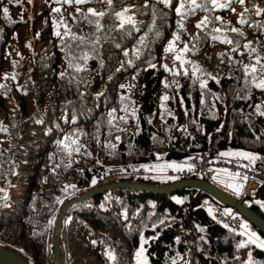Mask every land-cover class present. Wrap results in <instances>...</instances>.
I'll return each mask as SVG.
<instances>
[{
  "label": "trees",
  "instance_id": "1",
  "mask_svg": "<svg viewBox=\"0 0 264 264\" xmlns=\"http://www.w3.org/2000/svg\"><path fill=\"white\" fill-rule=\"evenodd\" d=\"M261 1L49 0L48 7L35 6V19L22 11L19 18L6 17L0 8V79L8 38L21 40L23 34L26 45L13 62V79L0 82V110L14 103L12 114L0 118V130L10 137L8 146L0 142L1 151L7 150L0 160V246L25 264H41L52 252L61 206L95 179L102 186L112 169L185 162L202 154L223 158L230 150L257 156L233 160L264 163V88L256 86L264 76L245 75V65H255L257 56L264 62ZM186 5L194 21L185 30L193 36L184 51L168 38L172 13ZM118 13H124L123 22ZM241 14L244 24L237 23ZM205 17L207 27L198 29ZM222 39L233 41L229 49ZM249 42L254 52L244 47ZM115 139L108 158L100 147ZM221 175L204 182L215 183ZM253 197L264 199V186L249 190L240 202L246 206L243 201ZM250 203L246 207L264 221L259 203ZM216 207L242 217L196 188L171 195L102 191L66 210L65 263L264 264V235L243 217L254 240L226 229L209 215ZM28 242L30 252L18 245Z\"/></svg>",
  "mask_w": 264,
  "mask_h": 264
},
{
  "label": "rangeland",
  "instance_id": "2",
  "mask_svg": "<svg viewBox=\"0 0 264 264\" xmlns=\"http://www.w3.org/2000/svg\"><path fill=\"white\" fill-rule=\"evenodd\" d=\"M50 4L49 0H31V2H29V0H0V8L4 9L7 8L8 9V14L6 17H21V11L24 14H27V17L29 19H35L34 18V9L35 6L37 7V10L42 9L43 7H48ZM140 3H138L139 5ZM181 4V3H180ZM260 4L264 5V1H261ZM44 5V6H43ZM182 5V4H181ZM179 6V5H178ZM189 5L183 6L182 10L179 12H175L172 13L174 14L172 19H169V23L172 25V27L170 26V37L168 38V42L172 41L176 46H189L192 43V39H189V37L193 36V31L190 30L185 31L188 29L189 25L194 21V18L192 17V15L187 14L188 11L186 10L188 8ZM57 7H54L53 9H56ZM61 9V8H59ZM175 20L176 24L173 23V20ZM228 19H224L223 22H227ZM217 22H221V21H217ZM22 32H26V29H24ZM180 35H185V37H181ZM228 39H222V44L229 49L230 44L229 43H225L223 41H226ZM8 48L6 49L5 54H3V72H2V77L0 79V82L2 84H6V82L8 80H12L13 79V71H12V66H13V62L17 61L19 56L23 55L24 51H26V45L24 44V40H23V34H22V38L20 40V38H18L16 35H11L8 38ZM172 45V43H171ZM232 46V45H231ZM215 54V52H213ZM222 53V50H219L216 55L218 57L217 63L220 64L222 63V59H219L220 54ZM154 61V60H153ZM152 62V61H150ZM218 73V72H217ZM12 74V75H11ZM14 83V81H13ZM14 109V103L13 102H8V104L6 105V110H0V118L1 119H5L6 115L12 114ZM96 139V137H95ZM10 141V137L8 139V137L6 136L5 132L3 130H0V142L4 145V146H8ZM116 143V139L112 140L111 143L109 145H104L103 147H100V150L103 151L104 155L106 157H111L112 154L115 152V145ZM73 146V145H72ZM72 146L70 147V151H72ZM7 150H4L3 152L0 149V160L4 159L3 154L6 152ZM100 151V156H101V152ZM234 150H230L228 152H225V156H228V154L230 152H232ZM237 151V150H236ZM237 152H241V151H237ZM90 157V156H89ZM231 157V156H229ZM91 159H93L92 157H90ZM241 158V157H240ZM94 160V159H93ZM161 162H157L154 164H150V165H145V166H140V170L144 173L145 175V182L152 178L154 181H157L160 183L169 181L170 183L176 182V181H181V180H170V178L167 176V174L169 173L168 170H166V173L163 174V170H161L160 166H161ZM94 164H96V161L94 160ZM113 166H119V165H114ZM122 169V168H121ZM156 169V170H155ZM125 182L122 179L119 180H115V179H111L109 180V182L105 183L104 185H110L112 183H122ZM258 183H262L260 181H257ZM231 184L236 186V183L234 182L233 178H230V182ZM98 184V181L95 179L93 180L88 186H95ZM145 185H150L147 183H144ZM211 184H213L215 186V184L213 182H211ZM249 185L252 186L251 183H248ZM217 188H219L216 185ZM220 189V188H219ZM222 190V189H220ZM224 191V190H222ZM226 192V191H224ZM227 194L231 195L234 199L239 200L238 198H235L234 195L226 192ZM238 197H240V194L238 195ZM246 206H249L252 203H263L264 199H259V198H251V199H246ZM210 215V213H209ZM245 236H247L249 239L254 240L253 236L249 233V232H245ZM246 243V241H244ZM31 242H28V244L23 245L18 243L19 246L24 247L26 252H30V247H31ZM143 243H141L138 246L137 252L141 251V249L143 250ZM143 252V251H142ZM19 254V253H18ZM20 256H22L23 258H25L23 255L19 254ZM137 260H139V257L137 258ZM65 261V260H64ZM48 262V263H47ZM52 264V252L50 253V255L48 256V258H43L42 259V263L41 264Z\"/></svg>",
  "mask_w": 264,
  "mask_h": 264
},
{
  "label": "water",
  "instance_id": "3",
  "mask_svg": "<svg viewBox=\"0 0 264 264\" xmlns=\"http://www.w3.org/2000/svg\"><path fill=\"white\" fill-rule=\"evenodd\" d=\"M115 188L147 191L155 195H171L183 188H196L207 193L210 197L219 201L224 206L236 210L245 220L253 224L258 229V231L264 235V221L250 208L242 204L240 200L234 199L231 195L220 190L213 184L206 183L198 179L181 180L165 185H145L137 182L112 183L110 185L99 186L96 189L89 190L83 194H80L77 197L70 199L61 206L59 212L56 215L54 228H53L52 264H66L64 261L65 254L62 250V242H61L62 224L66 210L77 202L86 200L95 194L101 193L102 191L115 189ZM0 264H25V263L13 252L0 246Z\"/></svg>",
  "mask_w": 264,
  "mask_h": 264
},
{
  "label": "built area",
  "instance_id": "4",
  "mask_svg": "<svg viewBox=\"0 0 264 264\" xmlns=\"http://www.w3.org/2000/svg\"><path fill=\"white\" fill-rule=\"evenodd\" d=\"M225 173L239 174L241 178L247 177V181L257 180L264 183V163L250 165L228 157L211 159L203 154L188 159L182 167L169 172L167 176L170 180H189L199 178L202 181H211L216 175ZM127 177H139L142 179V182L145 181L144 173L138 168L131 169L128 172L116 168L108 171L102 183L105 184L111 179L119 180ZM97 185L90 186L86 190H83L82 193L96 187ZM210 214L216 222L222 224L226 229L235 233L243 232L244 227H242V225L245 226L244 220L237 215L235 211H228L216 207L210 209Z\"/></svg>",
  "mask_w": 264,
  "mask_h": 264
},
{
  "label": "snow or ice",
  "instance_id": "5",
  "mask_svg": "<svg viewBox=\"0 0 264 264\" xmlns=\"http://www.w3.org/2000/svg\"><path fill=\"white\" fill-rule=\"evenodd\" d=\"M29 2H31V0H29ZM64 2H65V3H69L70 0H64ZM75 2H76L77 4H81V3H84L85 0H75ZM195 2H196V0H193V3H195ZM237 2L240 3V4H244V3H245V0H237ZM108 3L111 4V0H108ZM213 3H215V0H213ZM53 11H54V12H59L60 9H59V8H56V9H53ZM233 11H234V9H233ZM3 12H4V14L7 16V14H8V9H7V8H4V9H3ZM178 12H179V10H178ZM259 12H260V10L257 9V13H258V14H259ZM89 13L92 14V15H97V16H103V15H104L103 12H99V13H97V12H95V10H93V9H89ZM117 16L120 17V18L122 19V22H123V16H124V13H118ZM129 19H130V18H129ZM216 19L219 20L220 17H217ZM207 20H208V18L205 17L203 20H201V21L196 25V27H197L198 29H200L202 26H203V27H207ZM237 23H239V24H244V23H245V21H244V19H243V14H241V19H239V20L237 21ZM97 27L99 28V25H97ZM213 31H215V32H220L221 29H220V28H216V29H213ZM231 31H232L233 33H238V34H239V29H237V28H232ZM57 35H59V33H57ZM223 42H225V43H229V44L233 43L232 40H226V41H223ZM171 47H172V45H171V43H170V44H169V47L166 48V51H168ZM244 47H245L246 49H250V51H253V52L255 51V49H252V48H251V42H249L248 44H245ZM187 48H188V46L185 45V49H184V51H187ZM236 50H237L236 48H233V49H232V51H236ZM125 55H128V53L126 52ZM177 59H179V57H177ZM256 65H259V66H260L261 71L258 72V69H257ZM182 66H183V62H182ZM153 67H154V65H153ZM165 68H166V70H168V69H167V66H165ZM197 71H199V69L196 68V67H194V72H193V74L195 75V73H196ZM186 74H187V72H186ZM245 75H246V76L252 75V76L257 77V78H259V77H261V76H264V62L261 61V58H260V57L257 56V57L255 58V65H252V66L245 65ZM256 86H257V87H260V88H264V79H259V82L257 83ZM121 87H123V86H121ZM165 87H168V85L165 84ZM200 87H201V88L205 87L204 83H201V84H200ZM162 99H163V100H167L168 97L165 96V97H163ZM121 119H123V117H121ZM117 139H119V138H117ZM72 143L74 144L75 141H72ZM221 155L223 156V155H226V154H225V153H221ZM236 155H238V156H240V157H242V158H246V159H248L249 161H254V160L256 159L255 156H252V155H249V154H246V153H237ZM241 166H244V165H241ZM169 167L175 168L176 166H175V165H169ZM245 167H246V166H245ZM236 175H239V174H236ZM243 179L246 180L247 177H243ZM227 186H228V187H233L232 184H228ZM234 190H235V189H234ZM242 227H246V226H243V225H242ZM262 246H264V245H262ZM142 251H143V250L141 249V251H138L136 255H137L138 257L141 256V255H142Z\"/></svg>",
  "mask_w": 264,
  "mask_h": 264
},
{
  "label": "crops",
  "instance_id": "6",
  "mask_svg": "<svg viewBox=\"0 0 264 264\" xmlns=\"http://www.w3.org/2000/svg\"><path fill=\"white\" fill-rule=\"evenodd\" d=\"M237 153H245V152L232 151V152H230L228 154V156H231L232 158L240 157V156L236 155ZM246 154H248V153H246ZM255 157H257V156L255 155ZM243 159L248 160L246 158H243ZM169 165H175L176 167L172 168V167H169ZM182 165H183V161H181V162H162L161 166H160L161 167L160 169L163 170V174H165L166 170H168L169 172L175 171L178 168L182 167ZM221 176H224V177L218 178V180H216L215 186L217 185L220 189H222V190L234 195L235 198H238V195L240 194V193H238L240 191V186L242 188H244V186L246 184L245 183L244 184L243 183L240 184L239 179L235 178V177H232V176H226L225 174L221 175ZM230 178L234 179V182L236 183V186L233 185V184H232L233 187H228L227 186L228 184H231V183H229L230 182ZM248 183L252 184V186L248 184V192H249V190H256L258 187L264 186L263 182L262 183H258L257 180L249 181ZM259 206L262 208V210H264V202L260 203Z\"/></svg>",
  "mask_w": 264,
  "mask_h": 264
},
{
  "label": "bare ground",
  "instance_id": "7",
  "mask_svg": "<svg viewBox=\"0 0 264 264\" xmlns=\"http://www.w3.org/2000/svg\"><path fill=\"white\" fill-rule=\"evenodd\" d=\"M63 258V257H62Z\"/></svg>",
  "mask_w": 264,
  "mask_h": 264
}]
</instances>
